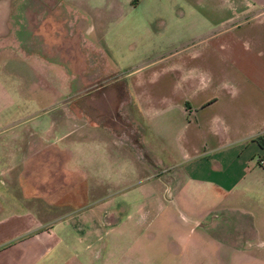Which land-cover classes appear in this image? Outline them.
I'll return each instance as SVG.
<instances>
[{
	"label": "crops",
	"instance_id": "0c3cea01",
	"mask_svg": "<svg viewBox=\"0 0 264 264\" xmlns=\"http://www.w3.org/2000/svg\"><path fill=\"white\" fill-rule=\"evenodd\" d=\"M26 1L0 0V264H203L219 222L264 230V0H112L68 38ZM85 42L136 65L102 78ZM12 60L43 105L16 104Z\"/></svg>",
	"mask_w": 264,
	"mask_h": 264
},
{
	"label": "rangeland",
	"instance_id": "374dc122",
	"mask_svg": "<svg viewBox=\"0 0 264 264\" xmlns=\"http://www.w3.org/2000/svg\"><path fill=\"white\" fill-rule=\"evenodd\" d=\"M28 1L31 2L32 0H28ZM123 1L124 0H115V4H118L119 2V7H120L122 6ZM200 1L201 0H158V2L154 6L177 8V9L184 10V12H187V8H189L190 5L195 7V5L200 3ZM208 2L212 5H215L217 0H209ZM113 5L114 3L112 0H47V6L50 9L57 8L60 11L61 18L64 23V25L61 26V29H64V32L67 38L69 36V33L72 34L73 27H75V29L78 30V26L74 25L73 23H79L84 14L87 15L85 20H83V23L85 25L88 26L89 24H96L95 19L90 18L88 16V13L91 12L95 8H97L96 10L98 11V13H101L104 11V9H108L110 7L113 8ZM146 5L148 6V4ZM194 16H197V15L193 14L192 17ZM95 18H97L96 14H95ZM99 18L102 19L103 21L102 23L105 22L103 15H100ZM184 20H185V16L182 18V20L175 22V24L171 26V30L174 29L177 23L184 22ZM107 22H111V20ZM109 26H111V24H109ZM86 33L89 34L88 32ZM81 34L83 35L84 32ZM18 42H19L18 50H21L23 53L25 50L24 42L23 40L22 41L20 40ZM85 45H87L86 48L83 46L81 47V50H82V53H80L81 57L83 59L84 58L86 59L87 61L86 66L88 65L91 66L92 72L95 70L98 71L100 73L99 75L103 76L102 78L106 76V74L108 73L107 71H109L111 67H113L114 73L119 74L123 72L124 68L128 66L136 65L130 61L128 63L120 62L114 65L110 61L107 62L105 60V57H104L105 47L104 46H101L100 49H95L94 47L92 48L89 47L88 42H85ZM153 46L154 45L151 44L150 50H157L161 48V47H153ZM55 49H58V48L49 47L46 49L45 53L49 54V51L51 50L55 51ZM90 49L93 52H97L96 54H94V56L95 55L96 56L93 57L94 62L91 61V63L88 61L89 60L88 56H90L89 55ZM74 50L76 49L72 46H63L58 50L59 52L64 53L65 59L68 61L64 63L63 68L65 69L71 68L65 73H69V71H72V72L75 71V68L73 67V64L71 62L72 57H74V52H75ZM122 50L125 51L126 47H123ZM6 67L8 68V66ZM10 68L15 70L19 76V79L17 80L12 79L16 85L18 83V85L20 86L18 87L20 88V93H21L20 97L18 95L13 96V99L16 102V104L20 105V104H25V102L28 103L30 102V99L32 98V99L39 100L40 101L39 104L43 105L45 102L41 100L44 99L45 96L40 95L35 90L33 91L28 90L27 89L28 86H25V84L29 85L28 80L23 76L24 72H27L29 70L25 62L21 63L19 60L17 61L12 60V62L10 63ZM32 68H35V67H32ZM3 70L4 68H2V71ZM80 80L77 79V82L79 83ZM71 81L72 79L71 80L67 79L65 80V83L67 84V83H70ZM101 81H106V79H103ZM33 82L35 81L33 80ZM8 86L11 89L14 88L13 84L10 82L8 83ZM1 101L2 103L5 102L3 98ZM252 225L254 228H256L255 234H253V232L251 231L249 223L245 222V218H243V221L241 223H236L231 218L225 225H222L219 222V224L214 226L213 229H209L208 231L210 235L209 244H208L209 255H208L207 262H203V264H264V230L263 228H261L260 223H256V224L253 223ZM240 228L242 231L240 230ZM243 232L246 233L245 237H243L244 236ZM239 234L241 235L240 241L237 240V235ZM212 235H216V238L211 237ZM228 243L229 244L233 243L236 248H239L237 250H241L242 253L239 254L238 252H235V254H233L234 250L232 249V244L225 245ZM192 259L194 263L200 264L201 262L200 258L196 255H193Z\"/></svg>",
	"mask_w": 264,
	"mask_h": 264
},
{
	"label": "built area",
	"instance_id": "2783aa9c",
	"mask_svg": "<svg viewBox=\"0 0 264 264\" xmlns=\"http://www.w3.org/2000/svg\"><path fill=\"white\" fill-rule=\"evenodd\" d=\"M256 163L259 165V166H264V155L258 157L256 159Z\"/></svg>",
	"mask_w": 264,
	"mask_h": 264
}]
</instances>
